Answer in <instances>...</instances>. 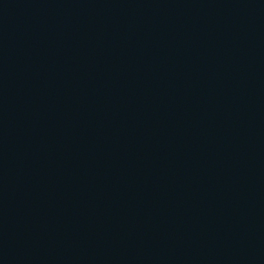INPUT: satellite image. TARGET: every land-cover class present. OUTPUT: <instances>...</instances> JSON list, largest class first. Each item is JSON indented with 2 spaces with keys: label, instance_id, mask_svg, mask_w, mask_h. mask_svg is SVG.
<instances>
[{
  "label": "water",
  "instance_id": "95a60500",
  "mask_svg": "<svg viewBox=\"0 0 264 264\" xmlns=\"http://www.w3.org/2000/svg\"><path fill=\"white\" fill-rule=\"evenodd\" d=\"M0 264H264V0H0Z\"/></svg>",
  "mask_w": 264,
  "mask_h": 264
}]
</instances>
